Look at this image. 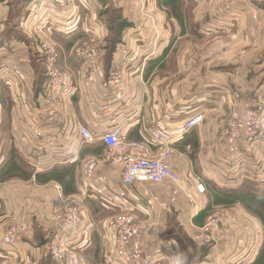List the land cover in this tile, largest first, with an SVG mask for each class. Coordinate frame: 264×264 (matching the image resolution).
Segmentation results:
<instances>
[{
  "label": "crops",
  "instance_id": "crops-1",
  "mask_svg": "<svg viewBox=\"0 0 264 264\" xmlns=\"http://www.w3.org/2000/svg\"><path fill=\"white\" fill-rule=\"evenodd\" d=\"M10 1H0V31L11 17ZM25 1L21 0L22 6L18 0L19 8L16 9V16L13 18L16 20V25L23 17V11L29 10ZM78 1L82 2V0ZM223 1L175 0V3L190 7L189 18L192 17V20H188L194 32L193 34L191 32V35L197 36L198 39H206L212 34H217L222 27H225L222 30L227 33L228 41L241 38L240 41L238 40L239 44L243 43L247 47L245 56L242 57L248 65L249 72H252L248 78L245 76L248 71H245V74L237 80L232 79L233 65H238V60H230L224 65L219 63L217 66L215 64L206 68L200 61L190 62L185 52L179 54V48L184 44L181 41H189L190 38V33H182V30H187L186 18L183 29L179 25V19L171 17L170 19L177 20L179 34L171 38L167 37L159 48L146 46L139 53L130 50V45L126 41L116 44L117 41L111 39L110 33L102 27L106 22L93 19L91 22L99 25L98 37L95 40L100 45L98 47L101 63V71L93 88L84 85L83 64L72 54L75 44L83 37L89 38L88 27L76 30L74 26H69L63 33L53 35L54 41L61 47L59 64L69 75L71 87L63 107L67 124L72 128L84 126L95 134L119 125L127 139L136 141H142L156 132L170 137L180 136V139L172 144L171 163L185 181L190 174L197 176L206 188L205 195H195L194 204L191 206L170 185L158 186L147 183L143 186L133 185L127 190L123 189L119 168L108 166L103 162L104 145L98 140L75 148L77 155L75 161L53 164L37 171V168L32 166L34 160L45 158L53 161L54 155V149L46 143L49 138L47 134L37 136V141H31L34 127L40 130L42 123L31 112L32 108L22 109L21 100L18 106L16 104L17 107L12 108L0 103V138L7 133L11 143L7 145L0 143V152L3 153V155L0 153L3 161L2 164L0 162V173L13 154L33 170L32 181L24 179L9 181L11 178L4 180L0 175V184H3L0 189V239L10 224L21 226L19 239L14 246L1 253L0 264H49V258L44 253L46 244L50 240L48 236L53 231L51 225H45L46 220L52 210L59 208L61 201L67 198L77 200L76 206L83 225L91 224L89 232L92 240L85 251L86 264H102V254L107 249L106 221L122 211L129 212L131 208L132 216L141 226L142 238L149 242V249L157 246V239L166 238L170 241L173 239L171 246L169 245L171 257L161 260L160 264H186L181 259L179 262V254L184 243L179 241L180 238L175 233L182 230L185 235H189L191 233L189 220L201 225L208 213V201L212 202L209 203L211 206L235 204L233 210L243 222L241 229L228 231L226 238L218 247L206 248L200 264H220L230 261V258L235 256H242L239 264H250L251 261V264H259L257 261L259 258L253 256L248 248L252 247L249 243L255 236L253 230L256 228L257 231V226L261 222L259 219L252 220L251 215L241 206L244 201H248L245 202V207L246 204H252L249 202H261V205L258 203L254 206L260 208L257 211L264 208V113H262L263 124L259 131V150L242 167H234L232 156L225 149L222 123L231 111L230 100L234 92L245 89L249 94L251 89L257 88L258 97L264 105V73L261 71L264 67V9H261L263 14L259 18L255 35L253 31L251 32L253 20L250 11L248 12L244 6L234 7L232 9L234 11L228 15L229 18L214 17L213 10L219 4L220 7H224L226 2L222 3ZM163 4L168 3L163 2ZM13 41L7 49L8 61L19 62V56L21 60L23 58L19 64L27 80L22 89L27 94L26 102L31 103L39 98L42 91L44 83L42 68L41 74L36 76L34 62H25L27 51L21 48L18 54L14 53V49L19 45L15 39ZM108 41L111 42L110 47ZM231 46H233L232 42L228 44V47ZM4 47L6 48L0 46V48ZM127 47L129 49H126ZM176 48L177 54L174 55ZM118 61H125L122 85L119 89L109 83L113 65ZM209 69L211 71H208ZM217 73L224 74L226 80H219L216 77L218 75H215ZM235 86L239 91L234 90ZM22 95L25 102V96ZM195 114L203 116L202 126L182 132L184 121ZM35 119L41 124L39 125ZM64 142L63 139L60 143ZM87 160H94L97 163L91 176L86 174ZM36 175H48L50 178L46 182L38 181L35 180ZM59 176L66 180L65 187L61 186L64 185L62 184L64 181ZM106 192L113 196V201L114 197L115 201L124 200L130 204V207H113L110 204L107 207L99 197L96 198L97 194ZM232 193H240L242 199L228 198L226 194L232 195ZM18 196H21V199L16 201ZM97 211L100 212L98 215ZM35 214L39 215L37 220L34 218ZM10 221L13 223H9ZM44 233H48V236ZM228 241L233 242L231 246L228 245ZM92 245V249H95L96 245L99 249L96 259L90 250ZM195 249L199 251L201 248L195 247ZM251 255L254 259L245 262L251 258Z\"/></svg>",
  "mask_w": 264,
  "mask_h": 264
},
{
  "label": "built area",
  "instance_id": "built-area-1",
  "mask_svg": "<svg viewBox=\"0 0 264 264\" xmlns=\"http://www.w3.org/2000/svg\"><path fill=\"white\" fill-rule=\"evenodd\" d=\"M264 2V0H255ZM62 9L67 4H62ZM254 12V11H253ZM65 31V28H61ZM45 48L44 70L45 81L38 99L27 103L23 101V95L19 100L22 109L31 111L42 123L45 130L34 127L31 141H37V136L47 134L46 143L54 149L53 161L41 158L34 160L32 166L41 171L53 164H66L77 159L78 146L100 141L104 145L103 162L108 166L117 167L120 171V181L123 189L127 190L133 185L143 186L151 183L158 186H173L193 206L196 196H203L206 188L201 180L190 174L185 181L177 173L171 163L172 144L180 139V136L170 137L164 133L156 132L142 141L129 140L123 133L121 126H114L95 134L84 126L70 127L67 117L63 114L65 100L71 92L70 83L65 73L56 66L55 47L47 44ZM76 53L84 59L86 71L84 84L91 86L96 82L99 73L98 51L92 46L77 47ZM121 70L115 66L110 74V85L119 89L121 87ZM20 80V69L17 64L7 63L0 58V86L17 87ZM240 98V94L231 97V111L225 120L222 136L225 149L231 154L234 167H242L248 163V159L259 150L262 126V113L264 106L254 98L245 100L238 107L234 100ZM203 123V116L195 114L184 121L182 132L199 127ZM66 136L67 143L61 144L50 140L51 136ZM59 136V137H60ZM31 141L29 143H31ZM96 162L87 160L85 170L91 176ZM108 207H130L124 200H112L109 192L97 194ZM82 200V199H81ZM157 202V199L154 198ZM77 200L67 198L62 201V211L52 218V226L57 231L54 233V243L50 255L56 264H83L84 258L77 251L86 250L90 245L89 230L91 224L84 223L76 206ZM105 205V206H106ZM130 211L109 218L106 221L107 249L103 252L105 264H154L171 256L169 240L158 239L157 248L149 249V242L142 238L141 226L138 224ZM238 218L229 210L219 215H210L201 226H193L192 236L196 243L216 248L226 236L227 230L235 224ZM192 223H190V227ZM20 233L19 228L10 226L0 239L1 253L14 246ZM229 246L232 241L227 242ZM3 254V253H2ZM242 256L231 257V264H239ZM224 264V263H223Z\"/></svg>",
  "mask_w": 264,
  "mask_h": 264
},
{
  "label": "rangeland",
  "instance_id": "rangeland-1",
  "mask_svg": "<svg viewBox=\"0 0 264 264\" xmlns=\"http://www.w3.org/2000/svg\"><path fill=\"white\" fill-rule=\"evenodd\" d=\"M19 1H20V4L23 6V3L21 2V0ZM162 1L168 4L165 5L163 4V2H160V0H82V2H79L78 0H26L25 3L29 7V10L23 11V15H22L23 17L20 16L22 19L20 18L16 25V20H13V18L16 16L15 13H16V9L19 8V4H18V0H11L10 1L11 8H12L11 17L8 18L6 25L0 31V46H6V48L5 47L0 48V58L7 63H14L19 66L20 80H19V84L17 87L8 88V87L0 86V103L4 105L6 104L7 106L9 105V107L12 108V107L18 106L19 104L18 100L22 94H24L25 99L27 98V94L25 93V90L22 89L26 84L27 78H26L25 73H23L22 68L19 64L21 63L20 61H22L23 58L21 60V56H19L18 58L19 62H12L11 60L8 61L9 52L7 49L8 47L11 46L10 42H14L13 39H15L16 43L19 45V47L14 49L15 51L14 53L17 52L18 54L19 53L18 50H21V48H23L25 52L27 51V54L29 55L26 54L27 57H26L25 62L26 63L31 62V61L34 62L36 66V69H35L36 76L41 74V71H40L41 68H42V75L45 76V70H44L45 48H43V46L47 44L54 46L56 50V66L65 73L67 78H69V75L63 69V67H61V65L59 64V50L61 49V47L58 46V44L54 41L53 35L58 34V33L59 34L63 33V31H61V28L66 29L69 26H74L76 30H80L82 27H86V28L88 27L87 31L89 32V38L83 37L81 41L75 44L72 48V54L74 55L75 58L81 60V63L83 64V67H84L83 73L85 75V71H86L85 62H84V59L76 53V48L84 47L88 45L94 46L97 49L98 56H99V59H98V63H99L98 76H99L100 71H101L100 54H99L100 45H98L97 43L98 41L95 40V38L98 37L97 34L99 32L98 31L99 25H96V22H91L93 19L94 20L99 19L101 22L103 21L106 22V25L104 24L102 25V27L110 33L111 39L117 41L116 44H119L120 41L122 43L126 41V43L130 45V48H131L130 50H133L134 52L139 53L140 51H142V49H145L146 46H149V48H152V47L159 48L161 46V43L167 37L171 38V36L179 34V26H178L177 20L170 19L171 17L179 19L178 20L179 25H181L183 29H184L183 22H184V19L186 18L187 20L186 29L187 30H184V31L182 30V33L183 34L184 32L190 33V38L188 37L189 41H181L184 44L179 48V52H178L179 54L185 52V56L188 60H190V62L193 63L196 61H200L201 65L206 68H209L210 66L215 65V64L217 66L219 65V63L220 65L222 64L224 65L227 62L229 63L230 60H234V61L238 60V65H233L234 72L232 75L233 77L232 79L234 80H237V78H240L243 74H245V71H248L245 75L246 78H248L249 75L252 74V72H249L247 68L248 65H246L244 58L242 57V56H245L244 52L245 50H247V47H245L243 43L239 44V41L241 38L238 39L239 41L235 39H229L231 41H228L226 39L227 33L225 32V30H222L225 27H222L220 28L219 33L212 34V36H209L206 39H198L197 36L191 35V32L192 34L194 32L192 30L193 26L190 24V20H188V19L192 20V17L189 18L190 7L179 5L178 3H175V0H162ZM225 2H226V4H224L225 6L222 4L224 7H220L221 4H219V6L213 10L214 17L219 16V17L225 18L229 15V13H232L234 11L232 10L234 7L244 6L245 8H247L248 12L250 11V16L253 20V24L251 26V32L253 31L254 34L256 35L257 33L256 29L260 22L259 18L263 14L261 9H264V2H256L255 0H228V1L224 0L222 3H225ZM62 4L64 5L67 4V7L65 6V8L62 9V6H63ZM183 7H186V8L184 9ZM207 16L208 14L205 15V17ZM229 17L230 16H228L227 18ZM51 29L53 30L51 31ZM75 29H73L72 31L74 32ZM80 33H77V34L79 35ZM10 39L12 41H10ZM231 42L233 46L228 47V44ZM110 44L111 42L108 41L109 47H110ZM126 49H129V47H127ZM176 51H177V48L174 51V55L177 54ZM124 64H125V61L123 62L118 61L113 65V70L115 66H119L120 70L122 71L121 79H120L121 84H122V74L124 70ZM208 71H211V69H209ZM261 71H263L264 73V67L262 68ZM215 75H218L216 77L219 80H226L224 74L222 73H217ZM83 79H84V76H83ZM240 81H242V79H240ZM68 82H69V79H68ZM94 84L91 86H86L85 84L84 85L87 88H93ZM234 90L239 91L236 89V86L234 87ZM257 91H258L257 88H253L250 90L249 94H247V91L245 89L244 90L241 89L240 92H234L235 95L240 94V98L234 100V103L238 107H240L243 105L246 99L250 97H254L260 102L262 106H264L263 103L260 101V98L258 97ZM226 118L224 119L222 123L223 126H224ZM35 121L39 125L41 124L39 123L37 119H35ZM261 122L263 124V121ZM40 126H41L40 129H43V126L42 125ZM59 136H51L50 140L53 142H56V139H59V141L61 142L64 139L65 142L61 144H66L67 137L66 136L59 137ZM0 143H2L3 145L11 144L9 142V136H7V133L4 135H1ZM259 147H260V144H259ZM1 158L2 157L0 154V162L2 164L3 161H1ZM18 168L20 169V167ZM7 178L8 179L11 178L9 181H17L18 179H24L27 181L33 180L31 176H27L26 172L21 173L20 171H15V172L12 171L11 173L5 174L4 180ZM62 180L64 181V179ZM65 181L62 183L64 185H61V186L65 187L66 185ZM35 182H38V181H35ZM2 185L3 184H0V189ZM20 199H21V196L16 197V201ZM245 202H248V201H244L243 205L241 206V207H244V211L249 213V215H251V217L250 216L249 217L252 220L256 221V219H259L261 222V224L260 225L258 224L257 226V231H255L256 228H254L253 230L255 236L252 238V242L249 243L250 246L252 247L248 248V251H250V253H252L253 256L256 255V258H259L257 260L259 261V264H264V208L261 209V211H257V209H260V208L254 205H258V203L261 205V202H249L252 204H246L247 205L246 207H245ZM209 203L212 204V202L208 201L209 208H208V213L206 214L205 220L210 215H219L223 211L229 210L231 213L237 216L238 221L235 224L231 225V227L227 230V232L233 229L242 228L243 221L241 217L237 215L235 211L233 210L234 209L233 206L235 204H219V205L214 204L211 206ZM62 206L63 204L61 201V206H59V208L57 207L55 210H52L51 214L49 213L50 215L48 216L46 220L47 222L45 224L47 226L51 225V229L53 231V233H51L50 236H48V233H44L45 236H48L50 238V240H48V237H47L48 243L46 244L45 253L43 252L44 255H46V257L49 258L48 260L49 264L50 263L56 264L52 260V256L50 255L51 247L54 243V233L57 232L55 228L52 226V218L56 216L60 211H62ZM25 208H27V205ZM99 213H100L99 211L96 212L97 215ZM38 217H39L38 214L34 215L35 220H37ZM205 220L201 225L205 223ZM9 223H13V221H10ZM190 223L192 222H190L189 220L188 226L190 229L193 228V226L195 227L201 226V225L192 223V226L190 227ZM10 226H16L17 228H19L21 232L20 225L10 224ZM10 226H8V228ZM227 232H226V236H227ZM253 232H251L252 235H253ZM175 234L180 238V239L178 238L179 241L184 243L180 251L181 257L179 254V262L181 259V260H184L186 264H200L203 261V254H204V251L207 250L206 248L213 249L212 247L203 245L201 243L200 244L196 243L192 236V230H191V233H189L190 236L188 234H186L187 235L186 236L182 230L181 232L178 230V233L176 232ZM19 236H20V233L18 235V239H19ZM89 237H90V240H92V237L90 234H89ZM166 240H169V239H166ZM172 241L173 239H171L169 243L170 246L172 244L171 243ZM157 242H158V239H157ZM90 245H91V241H90ZM195 247L196 248L198 247L201 249L197 251ZM92 248H93V245L91 246L90 250H91V253H94V257L96 259L98 257V252H99L98 246L96 245L95 249H92ZM155 248H157V246ZM85 251L86 250L77 251V253H79L80 256L84 258L83 264L87 263V256H86ZM252 255L250 256L251 258L248 261L246 260L245 262H250L252 259H254ZM260 260L262 261L260 262ZM101 262L102 264H105V262L103 261V254H102ZM154 264H160V262H155ZM220 264H223V263H220ZM224 264H231V263L224 262Z\"/></svg>",
  "mask_w": 264,
  "mask_h": 264
},
{
  "label": "trees",
  "instance_id": "trees-1",
  "mask_svg": "<svg viewBox=\"0 0 264 264\" xmlns=\"http://www.w3.org/2000/svg\"><path fill=\"white\" fill-rule=\"evenodd\" d=\"M45 78V76H44ZM45 81V79H44ZM40 82H42V77H40ZM20 167V169L18 168ZM30 166L25 165L24 163L21 162V160L18 159V157L13 154L12 156H10L9 161L6 163V165H4V170L0 173V175L2 177H4L5 174L11 173L12 171H20L21 173L26 172L27 176H32L33 175V170L29 168ZM32 174V175H31ZM50 178V176L45 175V176H40V175H36L35 176V180L38 181H46ZM228 196V198L230 199H238L241 200L242 196L240 195V193H232V195L226 194ZM224 195V196H226Z\"/></svg>",
  "mask_w": 264,
  "mask_h": 264
}]
</instances>
